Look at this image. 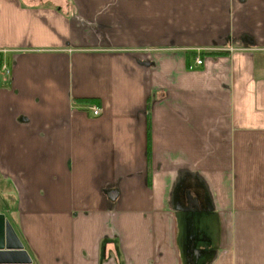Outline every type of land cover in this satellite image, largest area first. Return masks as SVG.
I'll use <instances>...</instances> for the list:
<instances>
[{
	"label": "crops",
	"instance_id": "1",
	"mask_svg": "<svg viewBox=\"0 0 264 264\" xmlns=\"http://www.w3.org/2000/svg\"><path fill=\"white\" fill-rule=\"evenodd\" d=\"M0 56L30 264H264V0H0Z\"/></svg>",
	"mask_w": 264,
	"mask_h": 264
},
{
	"label": "water",
	"instance_id": "2",
	"mask_svg": "<svg viewBox=\"0 0 264 264\" xmlns=\"http://www.w3.org/2000/svg\"><path fill=\"white\" fill-rule=\"evenodd\" d=\"M32 258L29 252L6 219L5 214L0 212V264H30Z\"/></svg>",
	"mask_w": 264,
	"mask_h": 264
},
{
	"label": "rangeland",
	"instance_id": "3",
	"mask_svg": "<svg viewBox=\"0 0 264 264\" xmlns=\"http://www.w3.org/2000/svg\"><path fill=\"white\" fill-rule=\"evenodd\" d=\"M4 61L6 62L7 65L9 64V61L7 59L4 60ZM1 62H3L2 58H1ZM1 65H2V63L0 64V68H1ZM0 74H2V70L1 69H0ZM10 75L4 74V78L9 77ZM9 187H11V185H10V183L8 181H5L4 180V181H1L0 182V206L1 207H6L7 205H9L8 198L4 194V193H7L8 194V192L10 191V189H7V188H9ZM109 188L115 189L117 191V193L119 194L118 188L115 187V186H106L105 188H103V190H105L104 192H106V194H107V190ZM1 192H4V193H1ZM9 199H10V197H9ZM114 206H116V207L118 206V201H116V203L114 204Z\"/></svg>",
	"mask_w": 264,
	"mask_h": 264
},
{
	"label": "built area",
	"instance_id": "4",
	"mask_svg": "<svg viewBox=\"0 0 264 264\" xmlns=\"http://www.w3.org/2000/svg\"><path fill=\"white\" fill-rule=\"evenodd\" d=\"M195 64L196 65H200L202 64V59L200 57H196L194 58ZM189 68H191V66H189ZM2 70V74H6V75H10L11 71L8 68L6 62H2L1 68ZM87 111L89 112V114H91V116L97 117L101 114V108L96 105V104H88L86 107Z\"/></svg>",
	"mask_w": 264,
	"mask_h": 264
},
{
	"label": "trees",
	"instance_id": "5",
	"mask_svg": "<svg viewBox=\"0 0 264 264\" xmlns=\"http://www.w3.org/2000/svg\"><path fill=\"white\" fill-rule=\"evenodd\" d=\"M0 64H1V56H0ZM83 101H90V102H92V101H95V99L94 98H83Z\"/></svg>",
	"mask_w": 264,
	"mask_h": 264
}]
</instances>
